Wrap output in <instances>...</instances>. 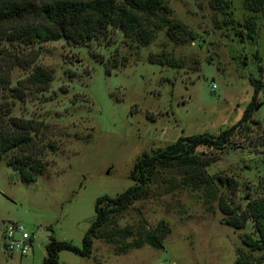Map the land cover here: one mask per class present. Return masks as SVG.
Masks as SVG:
<instances>
[{
  "label": "rangeland",
  "instance_id": "obj_1",
  "mask_svg": "<svg viewBox=\"0 0 264 264\" xmlns=\"http://www.w3.org/2000/svg\"><path fill=\"white\" fill-rule=\"evenodd\" d=\"M2 1L29 8L51 0ZM162 2L158 18L128 33L115 22L89 42L25 36L43 23L34 14L0 24V136L28 137L0 158V221L45 229L28 256L0 264H41L50 236L81 248L97 198L134 185L142 153L181 136L218 138L242 117L253 82L261 87L253 133L240 128L221 148H196V165L158 168L145 194L99 229L91 256L61 251L59 261L264 264V250L243 243L258 237L253 220L227 223L229 211L264 196V0ZM159 18L180 25L177 40ZM160 58L176 66L151 63ZM37 70L47 83L32 78ZM36 166V181H27L22 171ZM161 225L168 233L158 247L149 239Z\"/></svg>",
  "mask_w": 264,
  "mask_h": 264
},
{
  "label": "trees",
  "instance_id": "obj_2",
  "mask_svg": "<svg viewBox=\"0 0 264 264\" xmlns=\"http://www.w3.org/2000/svg\"><path fill=\"white\" fill-rule=\"evenodd\" d=\"M162 5V0H51L38 7L26 8L25 6L4 4L0 0V24L24 19L27 15L34 14L40 16L43 23H38L30 28L28 32H25V36L35 38L41 42L56 41L61 38L73 42H89L98 40L108 27L115 22L122 27L125 33L132 31L136 26L141 27L142 18H158L157 11ZM159 21L161 24L168 26L167 33L171 39L177 40L178 35L183 33L180 25L171 22L168 18H159ZM151 63L176 66L175 61L169 58H160ZM106 73H110L109 68H106ZM32 78L37 82H48L47 76L38 70ZM253 85L252 101L244 109L242 117L232 127L224 130L218 138H214L210 134L181 136L176 142L163 149L142 153L134 163L130 173V179L135 182L134 185L115 198H109L108 196L97 198L95 203L96 216L83 237L82 247H77L68 241H60L50 236L45 247L46 256L41 264H61L59 261L61 251H70L82 257L91 256L93 241L98 237L99 229L112 214L124 211L133 200L145 194L158 168L175 163L187 166L196 165L199 162L194 153L196 148L202 146L221 148L231 142L240 128H244L248 133H253L254 129L258 128V124H260L252 120V117L256 111V98L261 90L258 83L253 82ZM262 133L264 134V130ZM18 135L21 136H0V158L28 140L27 136ZM34 172L39 173L37 166L33 172L22 171V176L27 181L33 182L36 181L37 177ZM104 201H107V203L103 205ZM227 214L229 215L227 223L236 228H242L246 220L251 218L256 226L258 237L254 239L246 235L243 243L252 251L264 250V196L249 201L247 211L240 214L229 211ZM167 233L168 228L166 225H161L152 234L149 242L154 246L161 247ZM235 264L256 263L250 258H246L244 260L238 259Z\"/></svg>",
  "mask_w": 264,
  "mask_h": 264
},
{
  "label": "built area",
  "instance_id": "obj_3",
  "mask_svg": "<svg viewBox=\"0 0 264 264\" xmlns=\"http://www.w3.org/2000/svg\"><path fill=\"white\" fill-rule=\"evenodd\" d=\"M44 231L43 227L31 231L19 222L0 221V258L8 261L14 256H28L33 251L37 234Z\"/></svg>",
  "mask_w": 264,
  "mask_h": 264
},
{
  "label": "water",
  "instance_id": "obj_4",
  "mask_svg": "<svg viewBox=\"0 0 264 264\" xmlns=\"http://www.w3.org/2000/svg\"><path fill=\"white\" fill-rule=\"evenodd\" d=\"M255 110L257 111L258 110V107H256Z\"/></svg>",
  "mask_w": 264,
  "mask_h": 264
}]
</instances>
